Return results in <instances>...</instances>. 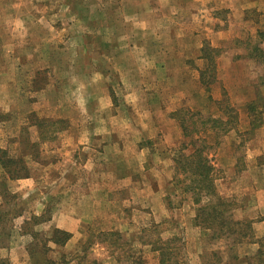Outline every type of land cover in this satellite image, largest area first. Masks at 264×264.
<instances>
[{
	"label": "rangeland",
	"instance_id": "obj_1",
	"mask_svg": "<svg viewBox=\"0 0 264 264\" xmlns=\"http://www.w3.org/2000/svg\"><path fill=\"white\" fill-rule=\"evenodd\" d=\"M172 35L187 42L157 39ZM163 48L188 66L182 91L165 87ZM0 84L1 260L30 264L43 244L57 264L83 247L101 264H261L264 0L242 13L224 0H0ZM195 149L209 167L182 169ZM199 173L212 184L196 200Z\"/></svg>",
	"mask_w": 264,
	"mask_h": 264
},
{
	"label": "crops",
	"instance_id": "obj_2",
	"mask_svg": "<svg viewBox=\"0 0 264 264\" xmlns=\"http://www.w3.org/2000/svg\"><path fill=\"white\" fill-rule=\"evenodd\" d=\"M260 3H262V0H224V6L226 7V8H230V10L231 11H233L234 13H242L246 8H256V6L258 5V4H260ZM212 5V4H211ZM210 7V6H209ZM211 9H212V7H210ZM167 28H171L169 31H168V33H173L172 32V29H173V26L172 25H169V26H167ZM178 37V36H177ZM177 37H175L174 35H172V36H170V37H167V36H165L164 38H158L157 37V39H158V41L159 42H163V43H165V42H168V43H172V44H179L180 42L181 43H185V42H187V39L185 40V38L182 36L181 38H177ZM180 40V41H179ZM164 49V48H163ZM36 53H37V50H36ZM177 53L178 52H176V51H169V50H165L164 49V51H163V53H162V58L161 59H163V60H161V61H163V62H161V64L163 65V75H164V78H166V81H165V87H167V89H171L169 92L171 93L172 91H175V92H178V91H182L183 90V88L181 89L180 87H178V85L183 81V78H178L177 76L176 77H174V75H175V72L176 73H178V74H180V75H182V76H184V77H186L187 79H188V75H186L185 74V72H188V66L185 64V63H181V66L180 67H178V66H173L171 63H172V60L173 59H175L176 58V56H177ZM29 56V57H28ZM133 58H135V57H133ZM145 58H147V56L145 57ZM224 59V60H229L230 58H231V55L230 54H227L226 52L223 54V55H221V57H219V59ZM27 59L28 60H30V62L32 63V62H34V61H36L37 60V55L36 54H34V53H32V54H29V55H27ZM137 70H139V67L137 68ZM155 73V71L154 70H152V71H150V73H149V71L147 72V74H148V76H150V75H153ZM136 74V72L134 71L133 72V76ZM190 78V77H189ZM196 78V77H195ZM173 79H180L179 80V82L177 83V81H173ZM197 79V78H196ZM192 82H194V81H192ZM176 83H177V85H176ZM8 85V84H7ZM4 86H6V85H4V84H0V92H2V90H3V88H4ZM8 88H9V85H8ZM11 88V87H10ZM147 88H144L143 90L145 91ZM12 90V89H11ZM152 92L155 90L154 89V86L153 87H151V89H150ZM91 90L89 89V92H90ZM12 92H14V90H12L11 91V93ZM10 93V94H11ZM11 96V95H10ZM155 95L153 94V97H154ZM13 96H11V98H12ZM155 100H158V99H156V98H154ZM149 100H153L152 98H149ZM33 101V100H32ZM31 101V102H32ZM96 101V97L95 96H88L87 97V103L85 104L86 106H90V102H95ZM36 104V101H33L32 103H31V105H35ZM155 107V109H158V108H161V106L159 105V107L157 106H154ZM70 136V135H69ZM73 138H75V137H73ZM261 186V188H264V185L262 184V185H260ZM263 205H264V203H263ZM264 207V206H263ZM263 207H261V204H260V207H259V209L261 208V213H264V208ZM263 209V210H262ZM255 225L259 228V231H258V233L259 234H264V218L261 220H259V222H256L255 223ZM202 253V252H201ZM240 255V254H239ZM235 257V256H234ZM235 258H239V256L238 257H235ZM246 264H248V263H246Z\"/></svg>",
	"mask_w": 264,
	"mask_h": 264
},
{
	"label": "trees",
	"instance_id": "obj_3",
	"mask_svg": "<svg viewBox=\"0 0 264 264\" xmlns=\"http://www.w3.org/2000/svg\"><path fill=\"white\" fill-rule=\"evenodd\" d=\"M181 157L182 158H181V160H179V162L183 163L182 169H186L188 167L191 169L192 163L196 164L199 167H202L200 165H206V167H209V165H207V163H206V159L203 158V156H201V154L196 149L191 154H188V155L182 154ZM190 157H193V158L191 160H188V159H190ZM204 171H206L208 173L209 170L205 169ZM199 176H200L199 183L195 182V184H194V191L196 192L195 194L198 196V198H196V200H199V198H200V191L204 188L205 189L209 188L210 185L212 184V182H210V183H208V185H202V183L204 182V175L202 173H199ZM206 177L208 178V175H206ZM209 181H211V180L208 179V182ZM209 194H210V192H209ZM222 204H223L222 206H224V203H222ZM214 211H215V209L211 210V212H214ZM219 215L220 214L217 213V216H219ZM221 217H222V215L220 216V218ZM196 218L198 219V214L196 215ZM211 220H214V217H207L206 219H204V221L207 222V225L212 223ZM68 237H69V234L67 232L54 228L52 230L51 234L48 236L47 240L54 243V244L62 245V243H64L66 241V239H68ZM83 248L84 249H82L80 253H78L77 255L74 256V258H73V259H75L74 264H101L100 262H98L94 259L87 260L86 259L87 258L86 257V255H87L86 254L87 253L86 247H83ZM28 249H29L28 252L30 255L29 259L31 262L30 264H57L55 259H51L50 257H47L46 252L48 250H50V248L48 246L42 244L41 247H39V248H36V249L28 248ZM60 263L61 264H70V261L65 259L64 257H62V259L60 260ZM172 263L173 264H180V262L177 263L175 260ZM260 263L264 264V254H263V259L260 260ZM0 264H8V263H6L5 261L0 259ZM160 264H165L164 260L161 259Z\"/></svg>",
	"mask_w": 264,
	"mask_h": 264
}]
</instances>
